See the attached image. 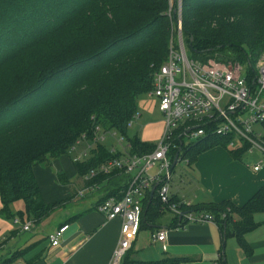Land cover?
Listing matches in <instances>:
<instances>
[{"label":"trees","instance_id":"1","mask_svg":"<svg viewBox=\"0 0 264 264\" xmlns=\"http://www.w3.org/2000/svg\"><path fill=\"white\" fill-rule=\"evenodd\" d=\"M174 2L0 0V215H8L10 204L22 200L26 218L20 216L21 224L31 219L36 225L73 198L44 203L33 173L36 164L64 154L82 135L89 141L102 130L126 137L138 95L152 89L153 76L166 59L167 12ZM181 26L190 58L240 63L252 71L264 48V0H181ZM230 139L210 135L187 145L175 139L168 156L171 163L176 156V163L184 160L191 166L198 154L220 146L238 159L247 146L230 148ZM154 148L155 143L133 139L119 152L97 141L88 160L72 162L82 177L109 160ZM130 178L120 168L91 178L102 194L94 208L106 197L119 199ZM161 183L154 184L152 195L145 193L139 229L159 230V216L175 204L211 216L224 237H235L247 251L244 234L256 227L253 214L264 212V184L239 206L228 199L186 206L171 191L168 203H162L157 195ZM186 223L172 213L166 225ZM13 261L3 258L0 264ZM217 264H225L223 255Z\"/></svg>","mask_w":264,"mask_h":264},{"label":"built area","instance_id":"2","mask_svg":"<svg viewBox=\"0 0 264 264\" xmlns=\"http://www.w3.org/2000/svg\"><path fill=\"white\" fill-rule=\"evenodd\" d=\"M175 14L178 18L176 15L166 59L155 72L152 89L148 92L149 96L157 100L158 109L163 116L162 133L154 150L143 155L125 154L91 169L80 177L81 187L74 192L73 197L80 199L97 190L95 193H99L100 198V188L96 182L90 181L91 178L99 173L108 174L114 168L123 169L131 176L119 199L109 196L95 205L96 211L106 220H120L118 241L107 264H121L130 249L139 230L146 191L162 182L157 195L162 203H168L171 180L168 152L175 139L185 145L184 138L197 141L210 135L224 136L231 138L228 142L230 148H234L237 141H240L247 146L246 151H258L260 159L253 165V170H258L261 163H264V134L253 129L255 124L264 127V51L252 71L237 63L226 67L198 62L187 54L179 6L173 16ZM167 15L169 19L172 17L169 10ZM223 97L227 100L220 105L219 101ZM103 138L94 136L92 142L96 144ZM80 139L85 140V137L82 135ZM111 150L115 149L112 147ZM83 155L85 152L72 161H79ZM156 164L158 170L150 174L149 170ZM133 171L135 174H132ZM182 202L186 206L191 204L186 200ZM167 209L178 216L182 213L180 218L187 222L214 223L209 215L185 212L175 204L168 205ZM14 223L19 221L15 219ZM32 226L33 222L27 220L21 224L20 230L29 231ZM67 227V224H62L47 235L50 246L59 244ZM166 234L165 229H159L151 234L150 239L152 242L164 243Z\"/></svg>","mask_w":264,"mask_h":264},{"label":"crops","instance_id":"3","mask_svg":"<svg viewBox=\"0 0 264 264\" xmlns=\"http://www.w3.org/2000/svg\"><path fill=\"white\" fill-rule=\"evenodd\" d=\"M251 158L233 159L220 146L203 151L194 162L197 171L196 179L193 177L194 192L190 198L179 197L191 204L224 199L238 206L243 204L264 184V163L253 170L260 154ZM94 197L89 205L79 207L73 203L65 210L63 206L55 210L56 216L61 212L59 219L43 232L19 236L22 232L16 228L9 231L5 241L4 227L0 223V261L12 257L16 264H107L118 241L120 220H106L94 208L99 193H94ZM253 221L256 227L244 234L246 252L235 237H224L214 223L187 222L181 227L160 225L159 229L167 232L164 243L151 241L153 227L140 228L121 263L169 260L167 264H217L223 255L225 264H264V212H255ZM62 224L68 227L59 244L50 246L47 235Z\"/></svg>","mask_w":264,"mask_h":264},{"label":"rangeland","instance_id":"4","mask_svg":"<svg viewBox=\"0 0 264 264\" xmlns=\"http://www.w3.org/2000/svg\"><path fill=\"white\" fill-rule=\"evenodd\" d=\"M174 3V7H168V10L172 15V17L170 18L168 29L169 37L173 32V24L174 22H176L175 19L177 14L173 16V12L177 13L178 6L180 7L181 17V0H175ZM263 51L264 48L254 58V65L259 60ZM208 62L212 65H221L226 67H229L228 65H231V67L233 66V63L231 62H222L212 58L206 61V63ZM237 64L241 66L240 63ZM226 100V97L221 98L219 104H224ZM162 121L163 116L158 109L157 100L153 96H149L147 92H144L138 95V98L136 100V114L134 118L131 119L124 131L126 137H120L121 133L119 131L104 133L102 130H99L96 133L95 137L99 139L101 137H104L102 140L98 141L101 146L107 149L113 147L115 150L121 152L123 151V148L128 145L129 140L139 139L140 141L147 142L149 144L156 143L162 133ZM253 129L264 134V127L260 124L253 125ZM193 142L195 141L191 139L188 140L187 138H184L183 140V143L185 145ZM236 146L237 148L242 147L240 141H237ZM94 147L95 143H93L92 140L85 141L82 139H78L73 144V146L70 147V149H68L64 154L58 157L49 158L46 161L38 163L33 167V173L39 186L41 199L44 203L52 204L66 200L71 194H73L74 196V192L81 187V180L77 175L78 172L75 164L72 162V159L85 152V155L80 158V162L88 160L93 154ZM258 154V151L256 149H253L252 151H244L242 156L244 159L251 160V157ZM157 167L158 164H156L152 170H149V173L152 174L154 170H158ZM132 174H135V171H133ZM196 176L197 171L194 167V163L191 166H187L184 160L177 162L174 171L171 172L170 191L177 192V194L183 196L184 199H187L188 197L190 198V196L192 195L191 193L194 192L193 177L194 179H196ZM95 192L88 194L80 199H75L73 197L62 207V209L65 210L66 208H69L73 203L74 205H78L79 207L89 205L90 202L94 201ZM73 200L74 202H72ZM9 209L10 213L8 215H0V223H2L4 227V236L6 238L5 241H7V239L9 238V231H12L16 228H19L20 230V216L26 218L25 204L22 200H16L12 202ZM56 214V212L51 213V216L49 215L45 220H41L42 222L39 221L36 226L34 221L29 219L33 222V226L35 227L32 226L29 231H20L22 233H20L19 236H27L29 233H32L34 231H36L35 233H39L48 230L49 228L53 227V223L56 222V219H59V215L61 214V212H59L57 216ZM171 216L172 213H170L169 211H164V213H162L157 220L158 224H169ZM15 219H17L19 223H14ZM1 240L2 236H0V242ZM147 259L148 258H143V260Z\"/></svg>","mask_w":264,"mask_h":264},{"label":"water","instance_id":"5","mask_svg":"<svg viewBox=\"0 0 264 264\" xmlns=\"http://www.w3.org/2000/svg\"><path fill=\"white\" fill-rule=\"evenodd\" d=\"M176 163V156L175 158L173 159L172 163H171V167H173ZM154 188H155V185H153L150 189V195H152L153 191H154ZM182 213L179 215V218L181 217Z\"/></svg>","mask_w":264,"mask_h":264}]
</instances>
